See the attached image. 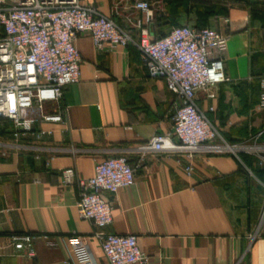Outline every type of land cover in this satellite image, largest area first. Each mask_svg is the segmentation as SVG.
<instances>
[{"label":"crops","instance_id":"1","mask_svg":"<svg viewBox=\"0 0 264 264\" xmlns=\"http://www.w3.org/2000/svg\"><path fill=\"white\" fill-rule=\"evenodd\" d=\"M137 1L79 4L136 40L143 22ZM141 1L150 7L146 29L154 38L177 26L227 36L228 81L198 91L195 104L224 142L253 152L200 151L188 175L184 155L142 151L152 137L171 136L174 95L162 78L147 76L135 46L98 51L79 34V80L59 102L43 106L60 121L36 119L13 138L11 123L0 119V264H75L66 243L71 235L83 239L94 264H107L94 227L77 217L76 180L119 155L133 169V184L104 194L111 206L105 234L135 236L148 264H264V168L257 156L264 155V0ZM66 168L75 177L62 186ZM11 236H30L29 247L14 250Z\"/></svg>","mask_w":264,"mask_h":264},{"label":"built area","instance_id":"2","mask_svg":"<svg viewBox=\"0 0 264 264\" xmlns=\"http://www.w3.org/2000/svg\"><path fill=\"white\" fill-rule=\"evenodd\" d=\"M134 8L143 15L142 24L137 23L136 40L110 18L79 4V0H0V119L11 123L12 137L29 132L36 119L60 121L59 115L44 112L43 106L59 102L64 88L79 80L80 56L74 41L79 34H86L98 51L104 46H135L147 76L162 78L175 97L171 117L175 141L169 135L154 136L140 146L142 151L184 155L189 161L185 168L188 175L200 151L252 153L250 147L224 142L195 104L198 91L228 81L223 71L227 36L209 28L177 26L154 38L146 29L151 20L149 5L139 0ZM260 105L264 107V97ZM31 111L36 117L29 116ZM257 156L264 168V155ZM133 174L127 159L119 155L95 163L89 178L76 180L77 217L94 227V237L107 264H148L135 236L103 232L111 222L110 201L104 194L113 196L130 187ZM74 177L71 168L59 172L62 186L70 185ZM10 241L14 250H22L29 247L31 237L11 236ZM66 243L75 264H94L80 236L71 235Z\"/></svg>","mask_w":264,"mask_h":264},{"label":"trees","instance_id":"3","mask_svg":"<svg viewBox=\"0 0 264 264\" xmlns=\"http://www.w3.org/2000/svg\"><path fill=\"white\" fill-rule=\"evenodd\" d=\"M196 29H200V28H196ZM168 32H169V31H168ZM168 32H167V33H168ZM167 33H166V34H167ZM166 34H164V35H166ZM164 35H161L160 37H162V36H164ZM160 37H157V38H160Z\"/></svg>","mask_w":264,"mask_h":264}]
</instances>
